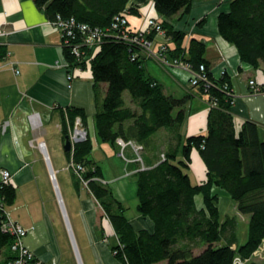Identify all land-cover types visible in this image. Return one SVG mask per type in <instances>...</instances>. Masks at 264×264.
Returning <instances> with one entry per match:
<instances>
[{"label":"trees","instance_id":"16d2710c","mask_svg":"<svg viewBox=\"0 0 264 264\" xmlns=\"http://www.w3.org/2000/svg\"><path fill=\"white\" fill-rule=\"evenodd\" d=\"M149 1L34 0L48 19L60 15L105 32L94 52L82 48L85 55L79 59L63 47L64 59L70 69L89 67L96 90L101 84L107 85L94 117L97 136L112 146H117V139L142 146L144 168L127 148L138 164L134 174L136 209L153 223V231L134 229L126 215L127 207L104 182L101 167L91 158L93 144L88 134L66 153L69 163L82 167L80 176L69 170L73 187L77 192L85 190L101 210V218L109 221L115 236L110 251L120 264H235L237 258L249 260L264 243V142L258 139L254 123L246 121L236 127L228 75H212L204 41L188 38L185 31L174 28V23L189 13L194 0H152L166 34L164 57L188 64L191 71L205 67L206 81L190 87L198 88L209 104L206 131L182 136L185 105L191 95L167 94L145 70L144 58H149L141 49L119 38L118 31L109 30L116 15L140 17V9ZM217 29L220 37L235 47L242 62L262 68L264 73V0H231L229 9L217 16ZM153 36L154 32L148 38ZM258 87L263 90V85ZM66 113L69 125H62L63 138L75 118L84 116L82 109L69 108ZM194 150L206 167L202 184L192 182L190 176ZM147 156L153 158L150 166L144 162ZM214 188L224 190L237 211L248 216V237L240 246L235 220L229 216L220 219ZM1 195L6 211L14 204L16 190L9 184L2 187ZM197 196L202 199L200 208ZM4 211H0V254L4 250L8 254L0 264L14 259V236L2 230ZM96 228L103 237V229Z\"/></svg>","mask_w":264,"mask_h":264},{"label":"crops","instance_id":"0c3cea01","mask_svg":"<svg viewBox=\"0 0 264 264\" xmlns=\"http://www.w3.org/2000/svg\"><path fill=\"white\" fill-rule=\"evenodd\" d=\"M230 1L194 0L189 13L177 20L174 28L185 31L188 38L204 41L205 59L212 75L219 78L223 71L228 75L229 86L234 94L231 111L236 127L240 128L246 121L254 123L258 129V139L264 142V95L250 96L252 88L249 85V81L253 80L258 86L263 85L264 91L263 70L254 69L242 62L235 47L224 41L217 29V16L229 9ZM140 13V17L128 16L131 28L144 27L145 16L156 15L152 0L140 9ZM203 19H206L205 23L199 26L198 23ZM48 21L44 11L36 6L34 0H0V169H7L12 175L11 185L16 190V199L12 207H9V217L28 230L23 238L25 246L46 264H57L60 252L53 225L45 209L37 208L39 194L34 192L31 185L40 173L35 162L44 161V155L38 145L42 141L49 157L45 137L49 130H54L60 134L63 146L62 125H69L66 111L76 108L84 112L81 120L91 141L92 123L96 143L100 146L94 117L98 104L104 98L107 85L101 84L96 90L89 67L68 71L61 66L65 60L62 36ZM152 41L154 51L165 42L159 35L153 36ZM143 65L147 73L164 86L167 94L175 97L191 95L185 105L187 117L182 126V136L204 133L209 104L198 88H191L189 83L183 81L184 78L189 81V74L173 67L168 69L150 58H144ZM14 69L19 71L18 75ZM70 72H74L71 81L68 80ZM31 115H36L40 121L41 127L38 131L32 129ZM4 124L6 128L3 132ZM112 147L116 151L119 150L117 146ZM64 153L66 156L65 151ZM123 158L128 172L109 180L105 178L101 167L103 179L126 207L128 201H135L137 206L136 179L131 181L130 176L135 178L138 164L133 161L134 155L130 148L125 149ZM66 159L68 161L67 156ZM191 159V180L202 184L206 181V167L196 150L192 152ZM144 162L150 166L153 158L147 156ZM221 190L214 188L219 197L218 202ZM77 194L82 198L84 221L95 244L98 264H120L112 257L110 251L109 239L115 236L109 221L101 218L100 213V221L97 224L95 201L84 190ZM195 200L197 207H202V199L197 202L196 197ZM225 202L230 201L227 199ZM15 204L21 207L22 211H15ZM229 204L237 210L232 200ZM226 216L228 215L224 218ZM243 217L248 223V216ZM129 220L137 231H153L154 225L147 218L137 215L134 218L129 217ZM96 227L103 229V237ZM7 254L8 250H4L0 254V261L4 260Z\"/></svg>","mask_w":264,"mask_h":264},{"label":"rangeland","instance_id":"374dc122","mask_svg":"<svg viewBox=\"0 0 264 264\" xmlns=\"http://www.w3.org/2000/svg\"><path fill=\"white\" fill-rule=\"evenodd\" d=\"M183 81L189 83L185 78ZM189 86H191L190 83ZM125 95L127 96L128 93L126 92ZM90 125L93 144L91 157L98 162L100 167L103 168L105 178L110 180L111 178L119 176L120 174L125 175L128 172V169L124 158L120 156V151H116L109 142H104L98 137V140L100 141L99 146L98 143H96L95 136L92 131V123ZM45 140L50 152L48 158L51 167L54 170L56 183L62 198V206L66 215V220L63 218V209H61L59 205L52 182L48 177L49 172L47 165L43 160H38L37 163L35 162V165L39 169L40 173L37 175V178L31 185L34 192L39 194V199L37 202L38 204L36 205L37 208L39 210L40 208L45 209L53 225L60 252V259L57 264H79L78 258L81 264H98L94 249L95 244L87 230L84 221L85 217L83 215L82 198H80L73 187L70 174L71 172L68 169L69 163L66 159L63 146L61 145L60 134L58 132L56 133L54 130H49ZM137 163L139 164V162ZM130 177L131 181L135 180L134 177ZM219 192L220 201L218 202V206L220 209V219L223 220L224 216L227 214L229 217L235 220L237 245L240 246L246 242L248 237V223L243 217L245 215H239L237 210L233 208L231 204H229L231 203V199L228 198L225 191L221 190ZM81 196L83 197V195ZM200 199L201 197L197 196V202H199ZM227 199L230 201L229 203L225 202ZM9 207L10 206L6 207V212L10 216L11 213ZM14 209L15 211L17 209L22 211L21 207L17 206V204L14 205ZM39 210H37V212H40ZM95 210L96 223L98 224L100 221L98 218H100L99 216L101 210L96 205V203L94 206V211ZM126 212L128 218H134V216L139 215L136 209L135 201H128ZM68 227L70 230H68ZM113 242L114 238L111 237L109 239V244L111 245ZM263 261L264 243L258 252H256L251 257V259L247 260V263L261 264Z\"/></svg>","mask_w":264,"mask_h":264},{"label":"built area","instance_id":"2783aa9c","mask_svg":"<svg viewBox=\"0 0 264 264\" xmlns=\"http://www.w3.org/2000/svg\"><path fill=\"white\" fill-rule=\"evenodd\" d=\"M48 23L58 29L62 36L63 47H68L70 52L75 57L79 58L84 57L85 52L82 51V48H86L92 50L93 52L97 49V47L102 43L103 38L106 36L105 32L98 27H90L86 24L77 23L73 18H64L60 15H56L54 19H49ZM144 27L140 29L131 28L128 22V17L122 13L116 15L109 27V30H116L119 32V38L122 40L134 44L139 47L141 51L150 59H154L158 61L161 65L166 68H177L183 71H186L189 74V83L191 86L197 85L200 81H206V77L204 76V65H200L198 71H191L190 66L188 64L182 62H170L164 57V52L166 51V34L165 30H163L161 26V20L157 15L147 14L144 18ZM155 35L161 36L165 42H163L157 50L153 49V41L148 38L152 33ZM62 67L68 70L80 69L69 68L68 63L64 60L61 64ZM16 75L19 74V71L14 69ZM74 73V72H73ZM68 74V80L71 81L72 74ZM223 71L221 74H224ZM249 85L252 88L250 96H255L256 94L264 95L255 81L250 80ZM234 96V95H233ZM30 122L32 129L34 131H38L41 127L40 121L36 115L30 116ZM6 128V124L2 125V131L4 132ZM87 130L82 124V120L80 117H76L72 127L69 129V140L71 142V151L75 144L80 143L86 140ZM117 146L119 147L120 155L123 157L124 151L127 147H130L134 154L136 155L135 161L141 163V168L143 167L141 152L142 146L134 143V142H125L122 139H117ZM69 170H71L74 174L80 176V172L82 171V167L80 165H75L74 163H69ZM12 182V175L7 169H0V211H4V203L3 197L1 195V189L3 186L9 185ZM83 186L86 187V182L83 181ZM5 220L2 222V230L10 235L14 236V242L11 245V251L14 254V259L9 261L8 264H46L44 261L35 256V254L29 250L24 242L23 238L28 233V230L24 228L19 223L13 221L6 211ZM258 252V251H256ZM255 252V253H256ZM254 253V254H255ZM235 264H248L247 260L243 261L239 258L235 260Z\"/></svg>","mask_w":264,"mask_h":264},{"label":"water","instance_id":"95a60500","mask_svg":"<svg viewBox=\"0 0 264 264\" xmlns=\"http://www.w3.org/2000/svg\"><path fill=\"white\" fill-rule=\"evenodd\" d=\"M63 150H64L66 153H68V152L71 151V142H70V140H69V136H68V135H66V136L63 138ZM42 153H43V155H44V161H45V163H46V165H47V168H48V171H49V177H50V180H51V182H52V176L54 177V171H53V169H52V167H51V164H50V161H49V158H48L47 152H46V150H45V147H44V152H42ZM52 174H53V175H52ZM52 185H53V182H52ZM53 188H54V190H55L54 185H53ZM55 193H56V195H57V199H58L59 205H60V207H61V209H62L63 206H61V204L63 205V203H62V198H61V195H60V191H59V193L57 194V192H56V190H55ZM62 212H63V218L66 220V218H65L66 215H65L64 209L62 210ZM68 230H70L69 227H68ZM70 235H71V234H70ZM78 263L81 264V262L79 261V258H78Z\"/></svg>","mask_w":264,"mask_h":264},{"label":"bare ground","instance_id":"6f19581e","mask_svg":"<svg viewBox=\"0 0 264 264\" xmlns=\"http://www.w3.org/2000/svg\"><path fill=\"white\" fill-rule=\"evenodd\" d=\"M38 146H39V149L41 150V152H44V144L42 143V141L39 142V145ZM52 182H53V185L55 187V190H56V192L58 194L59 193V190H58V186H57V183H56L55 175H54V177L52 176ZM61 206H62V204H61Z\"/></svg>","mask_w":264,"mask_h":264}]
</instances>
